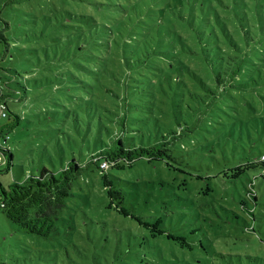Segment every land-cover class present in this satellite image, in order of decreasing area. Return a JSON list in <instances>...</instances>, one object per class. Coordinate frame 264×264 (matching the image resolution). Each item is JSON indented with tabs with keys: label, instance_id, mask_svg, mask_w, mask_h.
<instances>
[{
	"label": "rangeland",
	"instance_id": "1",
	"mask_svg": "<svg viewBox=\"0 0 264 264\" xmlns=\"http://www.w3.org/2000/svg\"><path fill=\"white\" fill-rule=\"evenodd\" d=\"M183 1L186 9L198 11L192 24L211 32L200 35L207 51L197 45L192 47L196 55L180 57L201 67V77L218 95L198 122L190 123L196 117L187 109L172 114L174 130L189 123L194 127L177 143L183 162L139 160L132 168L110 170L117 189L127 195L128 217L111 203L95 164L82 171L75 195L48 237L21 231L0 209L4 264H264V178L261 167L252 169L264 153V0H233L229 9H210L209 0L202 7L196 0ZM175 2L0 0V95L9 104L8 117L0 112V128L20 119L0 136L3 149L14 156L8 170L0 150L5 187L39 175L45 167L58 173L74 159L88 164L109 142L106 126L111 124L103 107L124 97L133 108L141 105L130 115L137 121L126 123V141L148 142L147 124L141 120L149 110L131 93L130 79L137 78V71L121 60L125 51L127 59L138 58L137 38L165 28ZM177 17L172 14L173 23ZM225 24L237 47L225 43ZM192 34L187 35L191 40ZM157 45L147 61L169 62L180 53L179 47L168 52L171 47ZM115 62L121 83L112 87ZM237 67L240 75L229 78L225 69ZM220 74L232 85L217 89L214 78ZM107 87L120 98L106 93ZM89 115L95 117L91 126ZM244 171L241 178L232 177ZM136 219L151 225L161 219L183 244L161 235L151 238ZM144 234L149 240L142 247L124 253L125 245L137 244ZM116 252L121 255L117 259Z\"/></svg>",
	"mask_w": 264,
	"mask_h": 264
},
{
	"label": "trees",
	"instance_id": "2",
	"mask_svg": "<svg viewBox=\"0 0 264 264\" xmlns=\"http://www.w3.org/2000/svg\"><path fill=\"white\" fill-rule=\"evenodd\" d=\"M207 0H196L199 6H205ZM233 0H209L210 9L230 8V2ZM239 2L246 0H238ZM178 8H180L178 10ZM170 13L166 16V27L161 31L142 38H137L138 49L134 50L138 54V58H134L133 61L127 59L128 52H124V58L121 62L129 68V70H136V77H131L130 83H134L132 86L138 90V94L131 92L138 98V102H142L147 107L149 112L147 116L141 120L146 125V132L149 134L148 142L136 143L132 141H126V123L129 120L137 121L135 118H131L132 112H136V109L141 108V105H136L133 108L127 97L121 98L122 102L113 105L108 104L109 109L105 108L108 113L106 115L107 120L110 122V126H106V133L108 135V144L104 146L100 151L91 155V160L88 164L81 165L75 159L69 162L61 172H54L46 167L43 168L39 175H30L21 182H15L8 187H5L0 181V209L3 214L13 222L18 229L23 232L30 233L37 236L48 237L52 232L56 231V223L59 220V216L67 205L68 200L75 195L74 188L78 182L82 171L89 164H95L99 172H102V182L104 187L109 193L111 203L116 205L117 210L125 216H129L126 206V193L122 189H117L114 184V176H110L108 172L110 170H126L132 168L135 162L139 160L153 161H180L183 162L184 155L178 153L177 143L183 138L188 136L193 131V126L190 123L198 122L204 115V112L209 109L211 102L218 96L216 90L200 75L201 67H192L181 59V55H196L197 53L192 47L200 45L204 51H207L206 47L202 43L200 35L203 32H211L209 28L203 26H194L193 22H197L199 17L198 11L194 6L190 9H186L183 0H176L175 4H170ZM172 12V13H171ZM172 14L177 15L175 22L171 18ZM164 26V23H160ZM161 28V27H160ZM202 30V31H201ZM221 30L224 32V39L227 45H234L237 47L236 42L228 30V27L223 25ZM191 32L194 38L191 40L187 35ZM126 39L127 36H122ZM139 39L141 41H139ZM129 39L126 40V44L129 45ZM171 47L169 51L176 50L179 47V54H172V59L167 62L165 59H158V61L150 62L148 56L150 54H156V48L159 47ZM186 48H188L186 50ZM220 49V47H219ZM132 52V51H130ZM227 54V52H223ZM117 61V60H115ZM111 74V81L116 84L112 87L120 84V75L116 73V62ZM127 69L125 70L126 73ZM224 71V70H223ZM229 71V78L238 77L240 68H234ZM123 72V71H122ZM206 74L211 76L209 70ZM227 74V72H226ZM183 76H188L187 81ZM119 77V78H118ZM217 81V82H216ZM213 82V80H212ZM213 84L220 89H226L227 86L232 85L229 83L227 76L224 78L221 74L214 78ZM129 86V85H127ZM129 86V87H131ZM107 87L104 91L111 94L114 98H120L119 94L113 88ZM3 90V87H1ZM203 92L202 95L199 92ZM10 97V96H9ZM4 98V101H2ZM7 97L3 94L0 95V112L3 118L9 116V104L6 100ZM94 100H88V103L92 104ZM125 101V102H124ZM121 107H123L121 109ZM121 109V110H120ZM187 109L189 115L196 117L195 120L190 122L186 127L180 126V131H176L172 128L173 118L172 114L178 112V110ZM205 109V110H204ZM191 112V114H190ZM160 115L161 119H158L156 115ZM95 119L94 115L88 116V124L91 126L92 121ZM102 120V118H101ZM20 119L17 116L14 122L9 125L0 128V136L4 133L8 127H15L19 123ZM105 123H103L104 127ZM114 125V126H113ZM122 127V128H121ZM236 131V130H233ZM102 133L104 129L102 128ZM9 140L6 136L4 143ZM181 148L183 145L181 144ZM0 150L4 152L6 158V165L8 170L11 167L13 161V153L9 148L3 149L0 143ZM264 153L257 159V163L252 166V169H262V177L264 178V159L262 157ZM107 163V167L103 168L102 165ZM186 163V162H185ZM254 163V162H253ZM246 172L236 177L232 175L234 179L241 178ZM226 175V174H225ZM258 199L257 191L253 197ZM134 218V217H133ZM144 220V218H142ZM142 219H136L140 225H144L150 230L151 238L156 236H166L167 239L180 242L183 244V239L180 237L172 238L165 227L161 219H156L154 224L145 223ZM149 240V236L144 234L141 236V240L135 245H125L127 250L124 253H128L142 247L144 242ZM162 246V244L160 243ZM164 248V246H162ZM160 249V248H159ZM119 258L121 255L114 254ZM155 261L152 263L154 264ZM0 264L4 262L0 258Z\"/></svg>",
	"mask_w": 264,
	"mask_h": 264
},
{
	"label": "built area",
	"instance_id": "3",
	"mask_svg": "<svg viewBox=\"0 0 264 264\" xmlns=\"http://www.w3.org/2000/svg\"><path fill=\"white\" fill-rule=\"evenodd\" d=\"M262 159H264V156L262 157ZM102 167H103V168H106V167H107V163H104V164L102 165Z\"/></svg>",
	"mask_w": 264,
	"mask_h": 264
}]
</instances>
